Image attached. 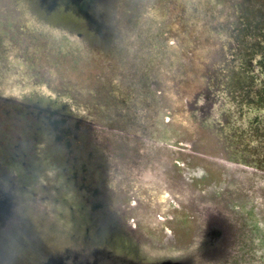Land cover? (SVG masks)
Wrapping results in <instances>:
<instances>
[{
	"label": "rangeland",
	"instance_id": "rangeland-1",
	"mask_svg": "<svg viewBox=\"0 0 264 264\" xmlns=\"http://www.w3.org/2000/svg\"><path fill=\"white\" fill-rule=\"evenodd\" d=\"M97 4L89 7V14L108 16L103 36L96 35L100 28L70 16L62 4L51 14V2L0 0V94L64 105L66 112L96 123L94 131L81 132L82 138L74 139L68 149L65 145L73 134L64 133L63 140L55 141L43 120L32 118L28 108L0 103V178L7 188L15 186L19 209L25 206L17 211L22 220L15 217L14 222L17 227L32 225L43 243L56 240V247L63 235V244L74 247L105 241L114 247H132L152 259L192 255L197 252L188 244L196 225L186 203L155 207L144 196L129 197L127 192L161 190L164 183L176 180L183 192L188 190L187 196H192L189 190H199L198 198H212L209 187H214L206 176L211 175L210 166L200 158L192 159L191 165H202L208 172L201 180L194 177L185 188L187 165L175 167L167 154L162 157L160 136H167L162 131L153 134V130L160 132L154 125L162 124L163 118L164 126L177 131V140L190 142L204 153L215 152L207 124L191 120L187 103L206 89L213 61H223L218 52L226 43L217 36L231 40L225 33L235 31L236 19L248 12L249 4L259 11L254 14L264 15V0H101ZM262 28L260 32L253 29L247 39L254 48L252 61L258 65L264 64V23ZM140 82L150 101L136 97L141 91L135 83ZM130 106L132 121L127 116ZM158 179L163 184L155 182ZM99 183L101 190L93 196ZM215 193L221 197L219 189ZM96 201L105 205L101 211L91 210ZM228 207L226 202L220 205L233 229L226 252L236 255L238 225L241 234L254 237L259 232L264 237V208L243 214ZM162 209L174 239L167 244H163L165 234L158 235L144 219L156 218ZM135 216L139 220L131 230ZM250 219L258 224L253 226ZM64 221L72 224L59 234L57 227ZM0 234L10 253L39 260L38 251L24 247L26 235L15 238L3 228ZM130 237L141 243H130L126 240ZM261 248L263 255L264 243ZM219 263L240 264L238 260Z\"/></svg>",
	"mask_w": 264,
	"mask_h": 264
},
{
	"label": "flooded vegetation",
	"instance_id": "flooded-vegetation-1",
	"mask_svg": "<svg viewBox=\"0 0 264 264\" xmlns=\"http://www.w3.org/2000/svg\"><path fill=\"white\" fill-rule=\"evenodd\" d=\"M97 1L101 0L89 2L86 10L82 8L86 13H82L80 18L89 23L92 28H100L96 35L103 36L106 35L103 28L107 27L108 16L100 12L93 18L89 14V7L98 6ZM106 3L107 1L104 4ZM102 6L104 7V5ZM250 7L249 4L248 12L236 19L238 22L235 31L232 30L230 34L225 33L231 37L232 42L231 40L223 41L221 40L223 36H217V39L220 38V43H226L225 46L220 45L221 49L218 52V56L221 55L220 58L223 61H213L211 68H209L211 74L205 79L206 89L201 93H196L192 101L187 103L191 120H199L207 124L206 130L214 138H212L211 148L212 150L216 149L215 152L204 153L195 148L190 142L177 140V131L164 126L165 121L163 118H161L162 124L157 122L159 124L154 125L160 132L153 130V134L156 132L160 134L162 131V135L167 136H160L163 139L161 144L164 146L161 149V155H164L162 157L167 154L169 162L175 167L187 165V167H184L183 172L186 182L182 183L185 188H187L189 182H193L194 177L201 180L206 171L208 172L202 165H191L192 159L200 158L205 161L206 166H210L211 175L208 172L206 176L211 179V186L214 187H209L212 189L210 191L212 198H198L199 190H189L192 194L189 197L187 196L188 190L183 192V188H180L176 180L167 181V185L163 184L161 179L156 180L155 182L164 185L163 188L165 189L161 190H146L143 193L131 190L127 192L129 197L144 196L155 207L159 205L164 208L174 203L180 207L181 203H186L193 211L196 225L188 245L194 248L197 253L194 252L188 256H165L155 259L136 253L137 258L144 262H160L171 259L179 262H190V264H220L219 262L224 260L226 262L238 260L240 264H264V254L259 253L263 249L261 247L264 243V237H259V232H256L254 237L251 236V233L243 232L241 234L242 229L239 225L236 227L238 235L235 236L236 241L234 242L238 246V254H227L228 245L232 244L230 242L233 238V229L227 224V213L225 214L220 208L223 202L228 203L230 210L234 209V211L243 214L253 213L255 210L259 211V209L264 208V198L261 196L264 194V64L258 65L255 62L254 65L250 61L252 59L250 54L254 53V48L252 45H248L247 42L248 34L252 33L253 29H257L258 32L263 29L264 15L257 14L258 18L254 12L259 11H253ZM96 10H98V7ZM55 12L53 11L51 14H55ZM46 20L48 19L46 18ZM99 20L102 21L101 25L98 23ZM102 32L103 35L100 34ZM232 33L236 35L234 38ZM139 81L143 82L142 80ZM141 82L134 84L135 88H140L141 91L140 95L138 94L136 97L139 96L143 102L150 101L148 93H144V89L140 86ZM112 97L117 98L113 94ZM0 103H6L15 108H28L32 118L43 120L42 124L49 130L52 139L55 141L63 140V136L66 135L64 133L73 134L72 137L74 138L68 140L65 145L68 149L74 143V139L79 140L82 138L80 136L81 132L94 131L96 126V123L90 118L66 112L64 105L58 107L36 101H24L20 97L10 94H0ZM131 110L132 107L130 106L129 113H127L130 121L134 120L131 117ZM161 116L163 117V115ZM61 120L64 122H61ZM154 127L152 126V128ZM78 129L80 131H77ZM110 129L115 132H122L117 128L110 127ZM182 155L186 157L185 160L180 158ZM180 160L182 163L179 162ZM98 166L101 168L102 163ZM181 170L182 168L179 167L177 172L180 173ZM218 171L222 173L221 176H219ZM218 177H222V179ZM217 181L218 185H216ZM2 185H5V181L0 178V187ZM96 187L91 192L93 196L101 190L100 183ZM218 189L219 192H222L220 198L215 193ZM104 207V204L97 201L90 205L93 211H101ZM157 215L156 218L147 216L144 219L149 221V226L152 229L157 230L158 235L160 233L165 234L163 244L169 243V240L174 241L169 231L170 228L166 225L167 217L164 209L158 211ZM100 218L101 220L104 219L101 216ZM105 220L110 219L105 218ZM137 220L139 219L136 216L131 218V221H133V224L130 225L131 230H134ZM110 221L114 222L112 219ZM249 223L253 226L258 224L252 219L249 220ZM258 228L257 226L255 231ZM262 230V227H260V231ZM126 240L133 244L141 243V240L137 238L130 237ZM104 242L93 243L91 246H102ZM69 246V243H65L62 248ZM115 246L118 245L115 244ZM251 247L256 250L255 254L251 252ZM135 251L132 247H127L124 252L132 253L130 256L135 258L133 254ZM117 254L122 253L118 251Z\"/></svg>",
	"mask_w": 264,
	"mask_h": 264
},
{
	"label": "water",
	"instance_id": "water-1",
	"mask_svg": "<svg viewBox=\"0 0 264 264\" xmlns=\"http://www.w3.org/2000/svg\"><path fill=\"white\" fill-rule=\"evenodd\" d=\"M91 1L94 0H38L41 4L51 2L52 6L48 7V10L52 12L57 11L59 5L62 4L65 11L74 18L86 13L82 8L86 10L88 3ZM61 122L64 121L61 120ZM14 187L7 188L5 185L0 187V228L6 229V231L10 230L15 235V238H17V235H26L23 241L26 245L24 247H28V250L38 251L40 257L37 260L36 258L19 257L10 253L4 246V237L0 234V264H190V262H179L171 259L160 262H144L137 258V252L133 253L135 255L134 258V256H130L132 253L124 252L126 250L125 247L118 245L122 248L117 249L106 242L98 247L91 245L74 247L70 245L62 248V244L56 247L57 241L54 240L55 244L48 243L49 245H47L42 242L38 234L33 233L32 225L27 224L26 226L17 227L16 222H14L15 217H18L17 211H22L25 207L22 206L19 209L20 202ZM27 222L30 223L29 220ZM118 251L122 254H117Z\"/></svg>",
	"mask_w": 264,
	"mask_h": 264
},
{
	"label": "trees",
	"instance_id": "trees-1",
	"mask_svg": "<svg viewBox=\"0 0 264 264\" xmlns=\"http://www.w3.org/2000/svg\"><path fill=\"white\" fill-rule=\"evenodd\" d=\"M250 61H252V59H251ZM252 62H253V64L255 65V61L253 60ZM254 65H252V66H254ZM23 114H25V112H22V115H23ZM41 221H42V220H41ZM43 223H44V222H43ZM67 224H68V225H67ZM71 224H72V222H70V223H65V221H64V222H61V224L58 225V227H57V228H58V231H57V232H58L59 234H62V233L64 234V232H65L64 230L67 231L66 228H69ZM78 224H79V220H78ZM84 227H85V226H84ZM62 236H63V235H62ZM62 236H60V238H57V239H58V241L61 242V244L63 245V242H62V241H63V237H62ZM64 242H65V241H64Z\"/></svg>",
	"mask_w": 264,
	"mask_h": 264
}]
</instances>
